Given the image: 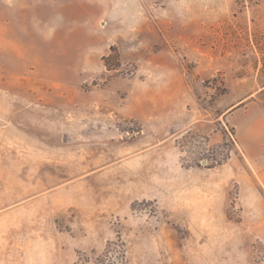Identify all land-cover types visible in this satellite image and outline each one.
Listing matches in <instances>:
<instances>
[{
	"label": "rangeland",
	"instance_id": "rangeland-1",
	"mask_svg": "<svg viewBox=\"0 0 264 264\" xmlns=\"http://www.w3.org/2000/svg\"><path fill=\"white\" fill-rule=\"evenodd\" d=\"M0 264H264V0H0Z\"/></svg>",
	"mask_w": 264,
	"mask_h": 264
}]
</instances>
